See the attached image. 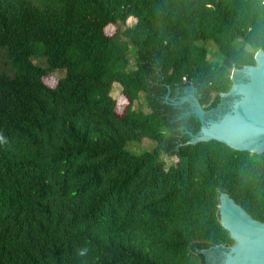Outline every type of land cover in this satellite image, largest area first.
<instances>
[{
  "label": "trees",
  "instance_id": "obj_1",
  "mask_svg": "<svg viewBox=\"0 0 264 264\" xmlns=\"http://www.w3.org/2000/svg\"><path fill=\"white\" fill-rule=\"evenodd\" d=\"M0 49V264H202L232 244L220 192L264 222V151L187 144L198 120L163 102L216 105L264 50V0H0Z\"/></svg>",
  "mask_w": 264,
  "mask_h": 264
},
{
  "label": "water",
  "instance_id": "obj_2",
  "mask_svg": "<svg viewBox=\"0 0 264 264\" xmlns=\"http://www.w3.org/2000/svg\"><path fill=\"white\" fill-rule=\"evenodd\" d=\"M232 85L220 93L216 105L204 109L195 90L167 94L164 103L189 110L199 122L196 132L187 131V144L217 140L232 149L264 151V50L254 64L233 68ZM217 223L231 245L216 244L199 250L202 264H264V222L253 218L226 192H220Z\"/></svg>",
  "mask_w": 264,
  "mask_h": 264
},
{
  "label": "rangeland",
  "instance_id": "obj_3",
  "mask_svg": "<svg viewBox=\"0 0 264 264\" xmlns=\"http://www.w3.org/2000/svg\"><path fill=\"white\" fill-rule=\"evenodd\" d=\"M135 19L133 17H129L127 19V23L126 24H132L134 23ZM106 31L108 33H112L114 31V26L113 25H108L106 27ZM206 44L208 45V47L211 50L210 53V57H213V54L215 53V46H214V42L212 40L206 42ZM3 50L0 49V59L2 58V54H3ZM3 60V59H2ZM64 74V71L60 70V69H56L54 71H52L51 75L45 76L44 77V82L48 85H53L56 83L57 79L62 76ZM111 94L114 98H116L117 101V111L120 112L123 110L124 106L127 103V99L122 95L121 93V86L118 83H114L113 87H112V91ZM153 145L152 141L149 139H143L141 141L138 142H129L126 145V148L129 150H132L133 152L139 153L141 151H143L144 149L150 148ZM164 162L165 165H168V163L172 162L175 160L174 157L172 156H164Z\"/></svg>",
  "mask_w": 264,
  "mask_h": 264
},
{
  "label": "clouds",
  "instance_id": "obj_4",
  "mask_svg": "<svg viewBox=\"0 0 264 264\" xmlns=\"http://www.w3.org/2000/svg\"><path fill=\"white\" fill-rule=\"evenodd\" d=\"M0 142H4V141H3V137H0ZM82 254H83V253H82Z\"/></svg>",
  "mask_w": 264,
  "mask_h": 264
},
{
  "label": "flooded vegetation",
  "instance_id": "obj_5",
  "mask_svg": "<svg viewBox=\"0 0 264 264\" xmlns=\"http://www.w3.org/2000/svg\"><path fill=\"white\" fill-rule=\"evenodd\" d=\"M188 113V112H187Z\"/></svg>",
  "mask_w": 264,
  "mask_h": 264
}]
</instances>
